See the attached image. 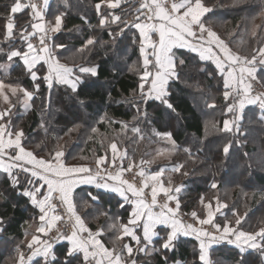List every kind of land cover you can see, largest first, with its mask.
Wrapping results in <instances>:
<instances>
[{
  "label": "snow or ice",
  "instance_id": "snow-or-ice-1",
  "mask_svg": "<svg viewBox=\"0 0 264 264\" xmlns=\"http://www.w3.org/2000/svg\"><path fill=\"white\" fill-rule=\"evenodd\" d=\"M122 3L131 4V0H99L95 9L100 15L99 28L108 29L110 25H116L118 31H108L113 41L126 30L138 32V37L133 35V43H138L139 59L128 70L139 79L128 102L145 117L147 111L142 109L153 102L157 108L162 106L179 118L171 99L170 82L180 78L178 67L184 66L185 60H177L174 49L197 53L200 60L211 61L222 78L223 115L229 118L222 121V126L213 121L212 127L224 137L232 134L233 139H226L222 146L227 157L234 143L239 142L234 138L241 134L240 121L245 108L257 106L264 112V90L256 89V85L264 89V76L259 74L264 73V43L248 55L233 51L205 21L206 15L213 11L205 0H138V6L131 5L130 11L134 15L130 21L114 11L121 8ZM249 3L250 0H233V6H248ZM48 5L49 0H42V3L40 0H12L10 5H6L7 16L0 32V55L7 62H21L34 88L29 91L0 80V101L6 105L0 107V172L6 174L11 187L19 189V194L38 210L25 222L29 228L33 225L34 228L30 239L26 231V239L22 241L27 253L17 245L15 264H140V254L159 255L161 264H169L167 253L176 249L182 236L193 237L198 242L201 264H211L210 249L225 242L238 249L239 264H250L244 255L249 250L258 252L264 260V222L257 230L246 231L241 227L244 217L233 212L236 217L234 223L226 217L223 224L218 223L216 214L227 207L219 196L207 201L201 197L200 204L205 209L203 218L196 211L182 214L178 194L183 186H174L172 178L165 177L167 169L164 167L146 172L143 165L152 161L141 160L139 165L133 161L124 167L128 151L121 149L116 141L108 144L104 155L95 158V168L88 164H67L63 150H56L54 154L50 152L45 158L37 157L25 148L24 130L15 128L12 123V110L16 107L12 98L22 103L27 112L32 106L30 101L40 91L41 83L46 85L50 102L54 85L62 86L78 97L85 80L99 74V65L96 64L85 66L61 62L55 50L66 48V45L50 41L54 34L61 32L64 14L55 15L54 21L46 20ZM256 6L260 8L262 23L256 24V17H252L253 23L248 31L253 38L264 33V0H259ZM102 7L108 9L107 13L101 11ZM25 12L29 19L18 25L17 14ZM18 43L19 47L16 46ZM97 43L95 37H89L79 51L90 50ZM10 67L11 64L0 65V71L7 75ZM79 103L83 106L85 101L79 100ZM207 107L216 108L217 105L213 102ZM100 122L105 120L102 118ZM107 122L116 123L112 120ZM119 123L122 131L129 128L127 123ZM96 131V128L92 129V132ZM131 131L137 135L141 133L139 127H132ZM155 134L170 140L173 152L178 149L171 133ZM143 138L139 135V139ZM183 151L191 157L190 149L184 148ZM184 167L183 163L176 164L171 171L181 173ZM134 168L137 171L132 179L125 178V173H132ZM182 174L187 176L188 172ZM80 185H91L97 190L117 194L123 201L120 208L125 204L131 206L127 219L120 216L110 218V224L93 231L77 212L74 193ZM211 188L217 189L218 184L213 181ZM101 195L100 192L87 193L92 202H98ZM59 208L64 209L67 220ZM102 214L108 216L107 212ZM184 215L190 216L193 222H186ZM68 222H71V228L64 231L61 225ZM6 227L5 218L0 216V233L5 232ZM106 233H110L111 246L101 239ZM61 244L62 248L58 249ZM173 264L180 262L174 261Z\"/></svg>",
  "mask_w": 264,
  "mask_h": 264
},
{
  "label": "trees",
  "instance_id": "trees-1",
  "mask_svg": "<svg viewBox=\"0 0 264 264\" xmlns=\"http://www.w3.org/2000/svg\"><path fill=\"white\" fill-rule=\"evenodd\" d=\"M98 2L54 0L49 8V19L64 14L62 30L52 40V43L66 45V48L55 50L61 62L85 66L96 64L99 65V74L85 80L78 97L71 94L70 90L54 85L49 102L46 85L41 83L40 91L30 101V110L25 112L23 104L15 101L12 123L15 128L24 130V146L45 158L50 152L54 154L57 146H65L66 163L73 165L94 162L96 157L105 154L111 141H116L127 149L134 161H152L158 147L172 150L171 141L155 133H171L178 149L165 161L166 165L158 163L149 169L153 172L161 167L171 168L181 163L185 165L181 173L166 172L173 174L175 184L184 185V190L179 194L181 210L186 214L192 211L203 213L199 207L201 197L207 201L219 196L227 207L223 215L219 216L218 223L223 224L225 217L234 223L235 212L244 217L241 225L244 230H257L264 222V119H261L264 112L255 106L245 108L240 121L241 134L234 138L239 142L234 143L230 154L225 157L222 146L226 139H233V136L229 134L224 137L212 127L213 121L222 126V121L229 118L223 115L225 102L222 78L212 63L200 60L193 52L176 49L177 60H185V65L178 67L180 78L170 82L171 99L179 118L176 113L162 106L157 108L153 102L142 109L147 111L146 117L138 114L133 104L128 102L139 79L128 70L139 59L138 43H133V35L138 37V32L135 29L126 30L113 41L108 31L118 29L116 25H110L108 29L98 27L100 15L95 9ZM11 3L12 0H0V32L7 16L6 5ZM205 3L213 8L205 17L207 24L212 23L217 28V22L223 23L226 25L225 32L234 33L226 35L230 36L227 43L233 51L248 55L264 43V33L253 38L248 31L253 16L256 17L255 23H262L260 8L256 6L259 0H255V3L250 0L248 6H233V0H205ZM131 5L137 4L125 3L115 13L128 20L134 15L130 11ZM101 11L107 13L108 9L102 7ZM28 19L27 12L20 13L17 14L16 23L23 25ZM89 37H95L98 43L90 50L79 51ZM7 64H11L8 74L0 71V80L33 91V84L24 73L22 63L7 62L0 55V65ZM259 74L264 76V73ZM79 100L85 101V104L82 106ZM213 102L216 108L207 107ZM102 118L105 120L103 123L100 122ZM107 120L116 123L109 124ZM121 121L129 125L127 130L122 131ZM132 127L141 129L139 135L144 137L143 140L131 131ZM93 128L98 131L92 132ZM184 148L190 149L191 157L183 151ZM183 172H188V175H183ZM213 181L218 184L217 189L211 188ZM90 191L93 194L100 192L101 199L92 202L87 197ZM74 199L77 212L93 231L110 224V218L120 216L126 220L131 209L128 204L120 208L119 204L123 201L116 194L89 187L78 188ZM37 211L26 197L19 194V189L11 187L6 174L0 172V216L7 222L5 232L0 233V264H15L17 245L27 253L22 241L26 239V231L30 237L34 225L29 228L25 222L35 216ZM105 212L108 213L107 217L102 214ZM109 235L106 233L101 239L111 246ZM57 248H62V244ZM167 255L169 264L174 261L201 264L198 242L193 238L180 237L176 249ZM244 255L250 264H264L260 254L254 250ZM138 260L140 264H161L159 255L140 254ZM210 261L211 264H239L240 254L234 246L223 243L210 250Z\"/></svg>",
  "mask_w": 264,
  "mask_h": 264
},
{
  "label": "rangeland",
  "instance_id": "rangeland-1",
  "mask_svg": "<svg viewBox=\"0 0 264 264\" xmlns=\"http://www.w3.org/2000/svg\"><path fill=\"white\" fill-rule=\"evenodd\" d=\"M129 20V19H128ZM49 21H54V19H49ZM256 24H259L258 22H256ZM215 25V24H214ZM208 26L209 27H211L214 31H216L217 32V34L218 35H220L221 36V38L222 39H224L226 42H227V39H228V37L230 38V36H226L227 34H232L233 32H231V33H228V31H226L225 32V30H226V25L225 24H223V23H219V22H217V28H214L213 26H212V23H209L208 24ZM62 30V29H61ZM58 34V33H57ZM56 34V35H57ZM234 34V33H233ZM35 42V41H34ZM22 43V42H21ZM17 47H19L20 46V44L18 43L17 45H16ZM188 51V50H187ZM191 52V51H190ZM204 62H209V61H204ZM210 63H212V62H210ZM213 64V63H212ZM214 65V64H213ZM215 66V65H214ZM6 84V83H5ZM264 90V89H263ZM13 99V102H15L16 100H15V97H13L12 98ZM0 107H6V105H3V102L2 101H0ZM256 108H258L257 106H255ZM259 109V108H258ZM260 110V109H259ZM261 111V110H260ZM262 112V111H261ZM165 140H168L167 138H165V137H163ZM24 140H25V138H24ZM168 141H170V140H168ZM23 143H24V141H23ZM119 145V144H118ZM120 146V145H119ZM27 150H30V151H33L34 152V154L37 156V157H41V156H38L36 153H35V151L33 150V149H30V148H27V147H25ZM120 148L121 149H126V148H122L121 146H120ZM56 150H63L64 151V153H65V155H64V157H63V159H64V161L66 162V160H65V158H66V156H67V151H66V147L65 146H62V145H59V146H57L56 147ZM55 150V151H56ZM157 151L155 152V154H154V156H153V158H152V163H150V164H145V165H143V167H148V168H152V167H154V165H157L158 163H162V165H166L167 163L165 162V161H167V160H169V158H170V156L171 155H173V151L172 150H169V149H166V148H162V147H158L157 149H156ZM159 152H163L164 153V155H162V156H160V155H157ZM55 153V152H54ZM108 155H109V157L111 156V153H110V150H109V152H108ZM134 160L133 159H131L130 157H129V155L124 159V161H123V165H124V167H127L128 166V164L129 163H131V162H133ZM140 161L141 160H139V161H135V163L137 164V165H139L140 164ZM151 161V160H150ZM119 163V162H118ZM68 164V163H67ZM88 165H90V166H95V164H94V162H92V163H87ZM69 165H72V164H69ZM73 165H76V164H73ZM135 171H137V169H133V172L132 173H125V178H129V177H133V173L135 172ZM153 172H155V171H153ZM127 174H129L128 176H127ZM171 177L172 178V180H173V178H174V176H173V174H171V173H165V177ZM173 184H174V186H183L182 187V190H181V192L184 190V185L182 184V183H178V184H175L174 183V180H173ZM180 192V193H181ZM179 193V194H180ZM179 196V195H178ZM221 201V200H220ZM222 202V201H221ZM214 203H215V201H214ZM222 203H224V202H222ZM200 209L202 210V212L203 213H199V212H197L198 213V215H200L202 218H203V216H204V214H205V209L203 208V206L200 204ZM225 209L226 208H223V209H221V212L220 213H217L216 214V221L218 222V218H219V216H222L223 215V213H224V211H225ZM63 211V213H61L62 211ZM58 211L60 212V214H62V215H66V213L64 212V209L63 208H59L58 209ZM181 213L182 214H186V213H184L182 210H181ZM190 214V213H189ZM66 217H67V215H66ZM183 218L184 219H189V220H191L190 219V216H188V215H184L183 216ZM66 220H67V218H66ZM61 227H62V229L64 230V231H68V230H70V228H71V222H68V223H66V224H62L61 225ZM207 227V226H206ZM28 239H30V237H28ZM221 244H223V243H221ZM234 246V245H233ZM215 247V246H214ZM235 247V246H234ZM250 251V250H249Z\"/></svg>",
  "mask_w": 264,
  "mask_h": 264
},
{
  "label": "crops",
  "instance_id": "crops-1",
  "mask_svg": "<svg viewBox=\"0 0 264 264\" xmlns=\"http://www.w3.org/2000/svg\"><path fill=\"white\" fill-rule=\"evenodd\" d=\"M40 1H42V0H40ZM53 1L54 0H49V5H48V9L46 10V20H49V18H48V15H47V13H48V10H49V8L52 6V3H53ZM131 2H134V1H132L131 0ZM135 3V2H134ZM125 3H122V5H124ZM122 5H121V7H122ZM119 9V8H118ZM117 9H115L114 11H116ZM133 17V16H132ZM131 18V17H130ZM56 36V34H54L53 35V38ZM50 43H52V41H50ZM176 49H174V51H175ZM184 50H188V49H184ZM189 51V50H188ZM195 54H197V53H195ZM198 55V54H197ZM209 62H211V61H209ZM145 168V171L146 172H151L150 171V169L148 168V167H144ZM172 168V167H171ZM171 168H166L167 169V171L169 170V171H171ZM167 171H165V173L167 172ZM81 187H89V188H94L93 186H91V185H80V186H78L77 187V189L78 188H81ZM76 189V190H77ZM95 189V188H94ZM76 190H75V192H76ZM102 191H104V190H102ZM110 193V192H109ZM115 194V193H114ZM117 195V194H116ZM179 195V194H178ZM118 196V195H117ZM184 219V218H183ZM186 222H193L192 220H189V219H184ZM183 237V236H182ZM185 238H193V237H185ZM194 239V238H193ZM226 243V242H225ZM220 245V244H219ZM214 246H217V245H213V247ZM231 246H233V245H231ZM212 247V248H213ZM211 250V249H210ZM250 251H252V250H250ZM209 259H210V251H209Z\"/></svg>",
  "mask_w": 264,
  "mask_h": 264
},
{
  "label": "built area",
  "instance_id": "built-area-1",
  "mask_svg": "<svg viewBox=\"0 0 264 264\" xmlns=\"http://www.w3.org/2000/svg\"><path fill=\"white\" fill-rule=\"evenodd\" d=\"M132 1H134L135 2V4H137L138 5V0H132ZM41 3H42V1H40ZM133 19V17H131V18H129V21L130 20H132ZM143 19V18H142ZM256 89L258 90V91H260V90H263L262 88H261V86L260 85H256ZM93 168H95V166H92ZM129 174H127V176H128ZM127 179H129V180H131L132 179V177H129V178H127ZM62 211V210H61ZM61 213H63V211L61 212ZM65 215V214H64ZM67 217H66V215H65V219H66Z\"/></svg>",
  "mask_w": 264,
  "mask_h": 264
}]
</instances>
